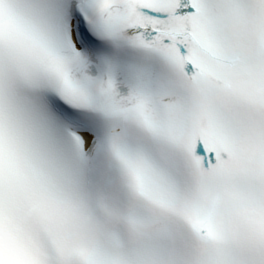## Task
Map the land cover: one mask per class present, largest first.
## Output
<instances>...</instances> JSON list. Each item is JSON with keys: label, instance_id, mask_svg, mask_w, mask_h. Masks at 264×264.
Returning <instances> with one entry per match:
<instances>
[{"label": "snow or ice", "instance_id": "6c2138e0", "mask_svg": "<svg viewBox=\"0 0 264 264\" xmlns=\"http://www.w3.org/2000/svg\"><path fill=\"white\" fill-rule=\"evenodd\" d=\"M0 264H264V0H0Z\"/></svg>", "mask_w": 264, "mask_h": 264}]
</instances>
